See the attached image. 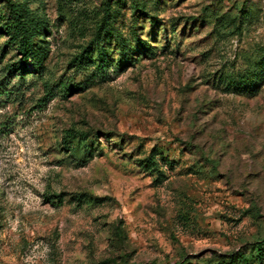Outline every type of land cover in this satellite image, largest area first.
<instances>
[{
    "label": "rangeland",
    "instance_id": "obj_1",
    "mask_svg": "<svg viewBox=\"0 0 264 264\" xmlns=\"http://www.w3.org/2000/svg\"><path fill=\"white\" fill-rule=\"evenodd\" d=\"M0 264H264V0H0Z\"/></svg>",
    "mask_w": 264,
    "mask_h": 264
},
{
    "label": "trees",
    "instance_id": "obj_2",
    "mask_svg": "<svg viewBox=\"0 0 264 264\" xmlns=\"http://www.w3.org/2000/svg\"><path fill=\"white\" fill-rule=\"evenodd\" d=\"M15 14L18 15L19 18H22V21H20L18 25L19 26L18 35L20 36V40L18 42L19 50L22 53L23 57L31 56L32 54L36 53L30 45V39L33 36V33L31 32L32 30L37 29L39 22L34 21V22H30L29 25H27L26 21L28 20L27 19L23 20V18L25 17L22 15V12L20 10H18Z\"/></svg>",
    "mask_w": 264,
    "mask_h": 264
}]
</instances>
